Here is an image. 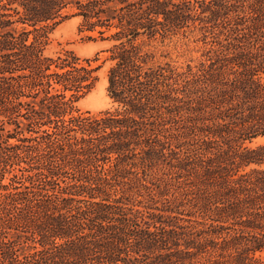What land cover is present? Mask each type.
<instances>
[{
  "label": "trees",
  "instance_id": "1",
  "mask_svg": "<svg viewBox=\"0 0 264 264\" xmlns=\"http://www.w3.org/2000/svg\"><path fill=\"white\" fill-rule=\"evenodd\" d=\"M71 18L113 111L75 106L100 66L44 54ZM176 37L200 56L157 63ZM258 138L264 0H0V264H264Z\"/></svg>",
  "mask_w": 264,
  "mask_h": 264
},
{
  "label": "rangeland",
  "instance_id": "2",
  "mask_svg": "<svg viewBox=\"0 0 264 264\" xmlns=\"http://www.w3.org/2000/svg\"><path fill=\"white\" fill-rule=\"evenodd\" d=\"M80 20L71 18L58 25L48 36V44L45 47L46 56H55L62 51H72L80 59L91 60L93 67L100 66L95 76L97 81L93 89L82 97L76 104L80 112L99 114L105 111H113L116 105L107 96L106 73L108 64H102L106 57L104 51L111 45L108 41H101L95 34L87 32L79 33ZM92 36L93 40H88ZM201 44L193 43V37L180 39L179 37L166 41L163 44L152 43L151 50L156 51V62L163 64L166 62L174 66H183L189 60L197 59L200 56ZM98 59L93 62L94 59ZM264 144V138L256 139L251 146Z\"/></svg>",
  "mask_w": 264,
  "mask_h": 264
}]
</instances>
